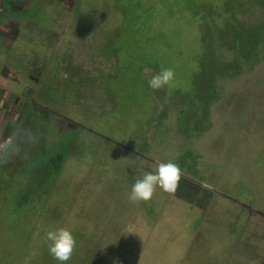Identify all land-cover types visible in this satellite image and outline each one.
Returning a JSON list of instances; mask_svg holds the SVG:
<instances>
[{
	"label": "rangeland",
	"instance_id": "374dc122",
	"mask_svg": "<svg viewBox=\"0 0 264 264\" xmlns=\"http://www.w3.org/2000/svg\"><path fill=\"white\" fill-rule=\"evenodd\" d=\"M17 125L39 142L0 164V264H60V227L66 264H264V0H0V139ZM169 161L177 193L127 199Z\"/></svg>",
	"mask_w": 264,
	"mask_h": 264
},
{
	"label": "clouds",
	"instance_id": "9594fccd",
	"mask_svg": "<svg viewBox=\"0 0 264 264\" xmlns=\"http://www.w3.org/2000/svg\"><path fill=\"white\" fill-rule=\"evenodd\" d=\"M148 78V86L154 90H161L173 86L175 72L172 68H162L153 74V69H143ZM34 145L39 142V132L17 125L10 136L0 139V164L6 163L12 156L20 153V142ZM182 171L174 162L159 163L154 172H147L141 179H137L127 193V199L132 203L149 201L157 188L167 193L174 194L181 180ZM45 243L48 245L49 254L60 264H66L72 257L76 240L67 228H56L45 233Z\"/></svg>",
	"mask_w": 264,
	"mask_h": 264
},
{
	"label": "crops",
	"instance_id": "0c3cea01",
	"mask_svg": "<svg viewBox=\"0 0 264 264\" xmlns=\"http://www.w3.org/2000/svg\"><path fill=\"white\" fill-rule=\"evenodd\" d=\"M176 193H177V192H176ZM176 196H177L178 199H180L181 201H183V202L187 203L188 205H190V207H191L192 209H194L193 207H197V206L194 205V203H193L192 201L190 202V200H188L189 197L184 196V195H181V194H176ZM145 219H146V218H145ZM147 219H148V218H147ZM146 223H149L148 220H146Z\"/></svg>",
	"mask_w": 264,
	"mask_h": 264
},
{
	"label": "trees",
	"instance_id": "16d2710c",
	"mask_svg": "<svg viewBox=\"0 0 264 264\" xmlns=\"http://www.w3.org/2000/svg\"><path fill=\"white\" fill-rule=\"evenodd\" d=\"M188 200H190V199H188Z\"/></svg>",
	"mask_w": 264,
	"mask_h": 264
}]
</instances>
